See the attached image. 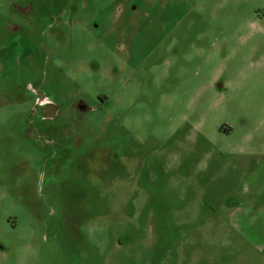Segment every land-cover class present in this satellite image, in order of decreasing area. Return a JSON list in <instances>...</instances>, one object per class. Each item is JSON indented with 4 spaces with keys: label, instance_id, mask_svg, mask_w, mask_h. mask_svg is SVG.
Here are the masks:
<instances>
[{
    "label": "rangeland",
    "instance_id": "rangeland-1",
    "mask_svg": "<svg viewBox=\"0 0 264 264\" xmlns=\"http://www.w3.org/2000/svg\"><path fill=\"white\" fill-rule=\"evenodd\" d=\"M249 188L264 0H0V264H264Z\"/></svg>",
    "mask_w": 264,
    "mask_h": 264
},
{
    "label": "crops",
    "instance_id": "crops-1",
    "mask_svg": "<svg viewBox=\"0 0 264 264\" xmlns=\"http://www.w3.org/2000/svg\"><path fill=\"white\" fill-rule=\"evenodd\" d=\"M256 176V173L254 177ZM264 196V188L263 191L262 189L260 191L254 190L252 188H249L248 190L243 192V199H241V204L246 206L248 210H254L252 207L255 206V202L260 198ZM264 199V198H263ZM264 204V201H263ZM261 210H264V206L260 208ZM264 227V225H263ZM259 249L262 248L264 249V243L263 245H255Z\"/></svg>",
    "mask_w": 264,
    "mask_h": 264
},
{
    "label": "flooded vegetation",
    "instance_id": "flooded-vegetation-1",
    "mask_svg": "<svg viewBox=\"0 0 264 264\" xmlns=\"http://www.w3.org/2000/svg\"><path fill=\"white\" fill-rule=\"evenodd\" d=\"M75 1V0H74ZM54 22H56L58 25H62V22L61 20H59L57 17H54L52 19ZM38 106L39 107H43V113L45 114V116H50V115H54L55 114V111H54V105H52L50 102H48L46 100V98H41L39 101H38ZM52 117V116H50Z\"/></svg>",
    "mask_w": 264,
    "mask_h": 264
},
{
    "label": "water",
    "instance_id": "water-1",
    "mask_svg": "<svg viewBox=\"0 0 264 264\" xmlns=\"http://www.w3.org/2000/svg\"><path fill=\"white\" fill-rule=\"evenodd\" d=\"M54 111H55V108H54Z\"/></svg>",
    "mask_w": 264,
    "mask_h": 264
}]
</instances>
